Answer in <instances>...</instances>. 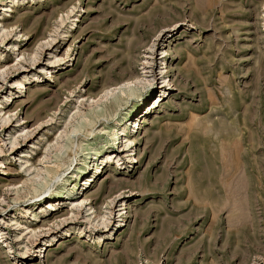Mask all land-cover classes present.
<instances>
[{"label":"rangeland","instance_id":"374dc122","mask_svg":"<svg viewBox=\"0 0 264 264\" xmlns=\"http://www.w3.org/2000/svg\"><path fill=\"white\" fill-rule=\"evenodd\" d=\"M0 264H264V0H0Z\"/></svg>","mask_w":264,"mask_h":264},{"label":"bare ground","instance_id":"6f19581e","mask_svg":"<svg viewBox=\"0 0 264 264\" xmlns=\"http://www.w3.org/2000/svg\"><path fill=\"white\" fill-rule=\"evenodd\" d=\"M163 99H164V98H163ZM85 123H87V125H88V123L91 124L90 121H87V120L85 121ZM93 123H94V122H93ZM135 123H136V122H135ZM121 124H122V125H125V123H121ZM85 125H86V124H85ZM92 125H93V124H92ZM88 126H89V125H88ZM138 126L140 127V123H139ZM82 127H83V126H82ZM86 128H87V127H86ZM126 131H127V129H126V125H125L124 127H120V128H119L117 134H118V133H119V134H122V135H121V140H124V139H126V141L132 140V138H127V137L125 136ZM117 137H118V136H117ZM123 143H124V142H123ZM97 151H98V150H97ZM122 151H125V149H123ZM116 156H117V155H116ZM116 156H115V157H116ZM96 171H97V173H98V172H100V169H99V170H96ZM102 172H103V171L101 170L100 175L102 174ZM100 175H99V176H100ZM99 176L96 178V180L99 178ZM96 180H95V181H96ZM92 181H94V180L92 179V177H91L90 175H88L87 178H84L83 181L80 183V186H82V185H84V186H86V185H90V187H89L88 189H86V190L83 192L82 195L86 194V193H87V192L93 187V185L95 184V183H94L95 181H94V182H92ZM44 187H45V186H44ZM72 193H73V192H72ZM72 193H71L68 197H72V198H74L75 195H74V193H73V194H72ZM79 194H80V193H79ZM80 199H82V198L80 197V198H78V199H76V200H73V201H74V202H75V201L78 202ZM73 201H72V202H73ZM74 202H73V204H74ZM71 204H72V203H71ZM77 204H78V203H77ZM79 206H81V205L79 204ZM81 208H82V207H81ZM83 208H84V207H83ZM81 210H82V209H81ZM58 211H60V208L58 209ZM57 213H58V212H57ZM65 215H66V214H65ZM62 217H63V216H62ZM40 221H41V220H40ZM66 221H67V220H66ZM66 221H65V222L62 221V222L64 223V225H67V224H66ZM71 221H72V220H71ZM71 221H70V222H71ZM62 222H61V223H62ZM61 225H63V224H61ZM7 245H8V244H7Z\"/></svg>","mask_w":264,"mask_h":264}]
</instances>
